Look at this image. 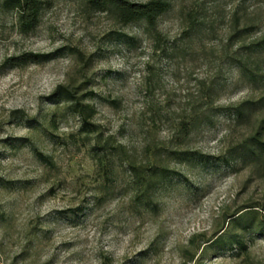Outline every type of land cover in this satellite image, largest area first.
Instances as JSON below:
<instances>
[{"label": "rangeland", "instance_id": "obj_1", "mask_svg": "<svg viewBox=\"0 0 264 264\" xmlns=\"http://www.w3.org/2000/svg\"><path fill=\"white\" fill-rule=\"evenodd\" d=\"M2 2L0 264H193L186 254L195 253L192 237L210 238L226 214L244 206L262 212L264 178L251 167L166 162L163 153L176 149L226 156L250 134L253 118L264 117L261 109L251 121L235 126L215 115L212 126L193 131L186 140L178 134V123L203 102L207 85L224 86L215 97L216 107L259 98L258 91L235 83L227 57L236 41L228 37L233 29H247L241 43L264 40V0L173 2L157 25L168 56L154 53L152 39L141 29H121L110 18L86 11L82 0H51L28 33ZM197 13L205 17L203 31L187 39L188 15ZM116 34L126 37L117 39ZM26 53L54 56L26 67L5 64ZM58 86L75 89L78 96L92 92L87 102L96 110L93 123L133 161L147 166L160 157L180 174L155 192L156 211L135 206L115 157L113 182L101 179L90 145L78 132L79 121L62 117L63 106L56 110L49 100ZM18 111L31 121L14 117ZM32 147L51 156L55 167L39 163ZM243 239L246 254L207 249L195 253V264H264V237Z\"/></svg>", "mask_w": 264, "mask_h": 264}, {"label": "trees", "instance_id": "obj_2", "mask_svg": "<svg viewBox=\"0 0 264 264\" xmlns=\"http://www.w3.org/2000/svg\"><path fill=\"white\" fill-rule=\"evenodd\" d=\"M175 1L177 0H146L144 3H133L128 0H82V4L89 13L102 14L110 18L121 29L129 26L141 29L144 35L152 39L153 52L168 56L166 43L158 32L157 25L159 19L169 11ZM49 2L48 0H3L2 6L17 14L20 29L22 32L28 33L36 27L41 11ZM204 25L203 14H189L184 35L187 39L196 38L203 31ZM247 31V29L232 30L228 41L231 43L236 41L233 44L236 49L228 55L227 61L235 71V83L246 85L251 91H258L259 98L244 101L237 106L216 107L215 97L224 86L220 83L215 86L207 85L203 92V102L189 111L186 120L181 119L178 123V134L181 139L186 140L193 131L199 128L212 126V118L215 115H223L229 123L241 126L243 122L251 121L258 110L264 109V40L248 44L241 43L244 41ZM123 37L126 36L116 34L117 39ZM66 51L76 54L78 59L82 57L78 51L71 48H67ZM169 51L170 53H181L183 50L171 49ZM53 56V54L49 56L26 53L7 59L5 64L11 67H26L30 64L47 62ZM152 75L153 73H151ZM76 91L67 86H58L49 100L56 106V110L59 105L63 106L62 117L72 116L79 121L78 132L90 145V155L101 179L107 184L113 182L114 173L111 166L113 157H115L123 167L122 172L128 180L131 199L135 206L156 211L157 204L153 201L155 192L172 176L180 174L171 170L160 157L147 166L138 164L128 156L126 149L116 143L112 137L104 138L100 127L93 123L96 110L87 102L94 97V94L87 92L78 96ZM105 101L110 105L117 106V102L113 100ZM13 116L27 122L31 121L22 111L13 113ZM54 121L55 113L49 119L51 124ZM252 123L250 134L240 144L231 147L226 156L213 158L203 156L198 152L174 149L166 150L163 153V159L166 162L169 160L178 163L197 160L205 165L210 164L217 167L222 165L226 168L238 165L249 166L254 173L264 178V117L253 118ZM31 151L39 163L49 168L55 167L51 156L44 155L35 147H32ZM261 211L259 212L256 206L250 205L244 206L234 213L226 214L222 224L210 238L204 239V236H200L202 240L198 245L200 237L194 236L190 239L189 244L194 247L195 253L200 251L199 255L207 249L219 253L246 254L247 245L243 239L244 235L264 237V208H261ZM1 215L2 213H0ZM200 245L203 246L202 250L199 248ZM195 253L186 252L189 255L188 263H196Z\"/></svg>", "mask_w": 264, "mask_h": 264}]
</instances>
